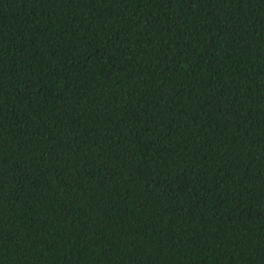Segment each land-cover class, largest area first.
<instances>
[{
  "label": "trees",
  "instance_id": "1",
  "mask_svg": "<svg viewBox=\"0 0 264 264\" xmlns=\"http://www.w3.org/2000/svg\"><path fill=\"white\" fill-rule=\"evenodd\" d=\"M0 264H264V0H0Z\"/></svg>",
  "mask_w": 264,
  "mask_h": 264
}]
</instances>
